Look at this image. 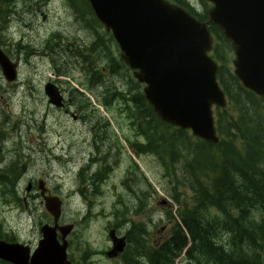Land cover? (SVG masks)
Listing matches in <instances>:
<instances>
[{
  "label": "trees",
  "instance_id": "trees-1",
  "mask_svg": "<svg viewBox=\"0 0 264 264\" xmlns=\"http://www.w3.org/2000/svg\"><path fill=\"white\" fill-rule=\"evenodd\" d=\"M65 1L82 31L92 38L91 47L102 48L106 74L114 72L126 79L130 73L113 53L112 36L96 20L88 2ZM166 1L201 22L207 20L210 6L204 0ZM14 7L15 0L0 3L2 21ZM207 26L214 38L212 58L219 65L217 80L227 99L225 108L215 109L216 144L162 122L135 80L127 79L125 95L113 94L120 97L136 136L142 137L141 144L132 145L131 150L153 159L167 180L168 196L178 206L175 214L171 208L163 209V221L169 226L162 239L152 241L145 223L132 222L125 264H264V100L242 87L232 71L229 42L216 26ZM50 36L60 38L55 33ZM96 72V80L101 81L100 69ZM94 79L88 81L90 85ZM101 104L107 108L111 100L105 97ZM4 139L0 136V200L21 205L16 184L28 170V163L23 157L6 158ZM132 168L138 170L134 163ZM81 175V188L86 182L95 186L93 179L100 181L97 175ZM143 183L154 195V188L144 179ZM142 185L138 184L141 191L145 190ZM133 193L138 200V193ZM141 196L145 198L143 193ZM154 216L158 214L153 212ZM2 226L0 222V240L13 242Z\"/></svg>",
  "mask_w": 264,
  "mask_h": 264
},
{
  "label": "water",
  "instance_id": "water-1",
  "mask_svg": "<svg viewBox=\"0 0 264 264\" xmlns=\"http://www.w3.org/2000/svg\"><path fill=\"white\" fill-rule=\"evenodd\" d=\"M88 1L97 20L112 32L134 77L146 85L145 98L158 117L207 142H217L211 107H224L225 98L216 83L217 65L208 56L213 40L207 24L165 0ZM205 1L211 4L207 23L216 26L231 45L234 75L264 100V0ZM0 68L8 82L15 79V65L1 51ZM51 87L47 88L53 91L48 93L50 102L56 103L58 92ZM45 206L56 227L60 202L45 198ZM41 234L30 262L28 248L3 242L0 260L69 264L66 243L59 245L55 228L45 226ZM65 236L62 233V239Z\"/></svg>",
  "mask_w": 264,
  "mask_h": 264
},
{
  "label": "rangeland",
  "instance_id": "rangeland-1",
  "mask_svg": "<svg viewBox=\"0 0 264 264\" xmlns=\"http://www.w3.org/2000/svg\"><path fill=\"white\" fill-rule=\"evenodd\" d=\"M48 3V0H38V2L34 3L36 5V8H44ZM70 7L67 4L65 0L62 2L61 0H52V5L48 7V12H45V21L42 20L41 16L33 18L34 24H35V31L31 34L24 37V44H27L31 47L39 48L40 45H42V41L45 40V38L53 31H60L65 34L72 35V38L76 40H84L85 36L82 32L81 25L77 22L76 19L71 17V11ZM8 21L9 18H8ZM21 21V20H20ZM22 23H32V19H30V16H23ZM18 22L16 24V27L23 26V24ZM31 25V24H29ZM32 26V25H31ZM33 30V29H32ZM21 29L16 28L14 32L11 34V37L13 39H17V37H21ZM31 32V31H30ZM9 38V37H7ZM17 41V40H16ZM44 56V55H43ZM44 58H47L44 56ZM57 64L59 66H62V63H64V60H67L66 57L62 59L59 57L57 59ZM69 63V61H66V65ZM56 63H52L53 67L57 65ZM22 67L20 69V77L22 80L26 79H32L34 81V84L36 87L38 85L39 88H42L44 83H46L50 78H53L51 69L52 66H49V63L45 61L42 58H37L36 55H33L29 61L23 62ZM57 65V66H58ZM68 68V65H67ZM79 67L75 66L74 68L70 66L69 72L71 75V78H75L79 80ZM5 85L3 84V89H5ZM38 88V90H39ZM2 94V93H1ZM99 94V93H98ZM10 97H3L0 98V105L3 108L5 113H9V115L14 119L22 121H29L33 119L36 124H44L47 130V134L44 135L43 138H39V134H26V126H23L22 128V142L24 144V148H33L34 150L32 153H29L27 151H24V155L26 159L29 161L30 166V172H28L24 178V181L29 180V182H35L43 181L45 183V187L47 189L51 188V184L54 182H57V180L67 179V174L70 170L76 171L82 164L83 161L86 159L85 155L82 154L83 148L81 147L83 141L81 139V133L86 132V130L83 128L80 124H75L70 119L66 118L64 115L59 114L51 109L47 108L46 101L44 100L43 96L37 93L35 97H32L28 90H25L23 88L21 91H19V94L10 95ZM37 96V97H36ZM92 99L93 104L96 105L95 100L92 96H90ZM98 110V113L102 114L103 119L107 120L109 122L110 128L112 127L114 134L121 135V138L129 137L130 133L127 130V122L123 117H120L117 113L116 107L112 111L105 112L103 108ZM33 112V115H30V113ZM111 113V114H110ZM3 129L6 128V122L4 120V123L0 125ZM122 131L120 130V128ZM25 131V133H23ZM26 134V135H25ZM115 138V135L113 133H110ZM101 135V141H104L105 144H109L108 139L103 137ZM125 136V137H124ZM42 140L47 141L49 144L52 143L49 147L44 148L40 142ZM58 140L63 143V147L55 148L51 151H49V148L56 145V142ZM112 142V141H111ZM56 150V151H54ZM53 152L58 153L60 156L63 155V157L69 158L73 157V161L68 162L67 159H62L61 161L52 160L51 157H53ZM61 152V154H60ZM51 156V157H50ZM123 160H127L128 155L125 151H123ZM127 156V158H126ZM139 164H141V170L146 173V176L150 180L151 184L155 188L157 195H156V201L155 206L157 208H161L162 206H158V204L162 200H166L170 202V204L173 205L172 210L176 211L177 205L168 197L166 196L167 193V181L163 178L161 169L158 167V165L151 160H146V163L144 165V161L141 162V159H139ZM66 180V181H67ZM27 183V184H28ZM25 183L23 190L25 191V188L27 185ZM56 184V183H55ZM111 184V183H110ZM65 187V186H64ZM164 188V190H162ZM35 196V195H34ZM105 199L101 201L100 206H97V211L95 214L98 215V213L103 210L104 214H107L109 210L111 209V203L113 202V192L109 185L105 188ZM32 198V197H31ZM63 198V195H62ZM31 202V201H28ZM80 200L78 198H75L71 201H65V209L67 206L69 207V210L66 211L65 215L68 217H72L73 220L78 219V213L76 211V208L79 207ZM74 210V211H72ZM106 217H98L92 219L90 222H88L85 225H81V227L77 228V232L79 237L82 236V239L84 242H86L93 250H104L108 247V237L104 231L106 227L105 222ZM0 222L4 224V227L8 229L10 232L14 234L16 237V240L22 241L24 243H32V245H29L31 247H34L37 240V234L39 229L35 228L33 226V222L29 221L26 215H23L21 211L18 209V206L12 205L9 207H5L4 204H2L0 200ZM38 224V223H36ZM35 224V225H36ZM84 227V228H83ZM166 224L163 229L157 231V229H154L153 233L151 234V239L156 240L160 239L161 237H164L166 234L165 231ZM83 230V231H81ZM76 233V232H75ZM73 244H76V239H74ZM70 254L74 260H77L80 257V254L74 251V249H71ZM95 264H109L105 261H103L101 258L95 259Z\"/></svg>",
  "mask_w": 264,
  "mask_h": 264
},
{
  "label": "flooded vegetation",
  "instance_id": "flooded-vegetation-1",
  "mask_svg": "<svg viewBox=\"0 0 264 264\" xmlns=\"http://www.w3.org/2000/svg\"><path fill=\"white\" fill-rule=\"evenodd\" d=\"M36 2H38V0H20V1H18L17 5H16V9L13 10L10 14H7V19L12 18V17H17V18H19V21L20 20L22 21L23 16H27V15L30 16V19H32V23L31 22L22 23L20 21V23L23 24V26H21L22 30L24 31L25 34H28V35L35 31V24H34L35 21H33V18L41 16L42 20L45 21L46 16L44 13L48 12V7L50 5H52V0H48V3L44 8L37 9L36 5L34 4ZM29 24H31L32 26ZM22 34H23V32H21V35ZM76 41H79V40L73 39L74 43H76ZM47 51L48 50H45L43 55L46 57H49V54L47 53ZM81 80H83V79H81ZM82 82H84V84H86L87 87H88V85L91 84L90 82L89 83H86L85 81H82ZM55 85H58L61 94L65 95V97H64V105L65 106L63 109H61L59 111L64 112L65 114H68V110H70L71 105H72V98L70 96H73V93L71 92V86L65 85L60 81H56ZM100 95L103 97L108 96V94L105 92H102ZM69 116H70V118H73V119H76V120H79L82 122L85 121L83 115H81L80 112H76V114H74V115L71 114ZM96 145H98V144L96 143ZM90 147H91V149L87 148V153H89V156L87 157V159L89 161L92 159L96 160V162H95L96 169L94 170L93 173H95V172L107 173L110 170V166L115 159L116 152L114 150V146L111 143L106 145V147H105V144H100V146L99 145L97 146L98 151H97V147L94 146V143H92L90 145ZM100 152H101V155L104 154L102 157L100 156ZM93 173H92V175H93ZM140 181L143 183V180H140ZM33 188H34V183H33ZM130 189L132 190V192H134L135 185L131 186ZM119 190L124 191V187L119 185ZM119 190H117V191H119ZM126 191L127 190H125V192ZM139 191H141V190L139 189ZM141 192L143 194L147 195L146 185H145V190L141 191ZM141 192H140V196H141ZM130 195H132V193H130ZM63 225H64V223H62V222L59 223V226H63ZM111 229H113L115 231V233L113 235L114 238L112 241H117L120 238H124L125 244H126L125 247H127L126 234H125L124 230L122 229V227L115 225L111 228V227L106 225L104 231H105L107 236H109V232ZM71 239L72 238H69V246L72 243ZM108 240H109V238H108ZM108 242L111 244L110 249L107 250V248H106L104 250H97L98 257L101 258L103 261L109 263V264H119L120 255H118L116 257H111L108 255L109 251L112 248V242L111 241H108ZM112 256H115V253H113ZM78 264H95V259L90 258V257L85 258V257L81 256L78 259Z\"/></svg>",
  "mask_w": 264,
  "mask_h": 264
},
{
  "label": "bare ground",
  "instance_id": "bare-ground-1",
  "mask_svg": "<svg viewBox=\"0 0 264 264\" xmlns=\"http://www.w3.org/2000/svg\"><path fill=\"white\" fill-rule=\"evenodd\" d=\"M65 2H66V1H65ZM66 5H67V2H66ZM69 7H70V6H69ZM42 8H43V7H42ZM42 8H38V9H42ZM70 9H71V7H70ZM70 11L72 12V10H70ZM42 57H44L43 54H42ZM90 86H93V89H95L96 92L99 93V95H100L102 92H105V93L108 94V96H107L106 98H109V97H110L109 89H108V88L106 89V88H105L106 86H103L99 80L94 79L93 84L90 85ZM90 90H91V89H90ZM104 98H105V97H104ZM2 129H3V128H2ZM96 143H97L99 146H100V144H105L104 141H101V135H100V133H99L98 131H96ZM106 145H107V144H105V147H106Z\"/></svg>",
  "mask_w": 264,
  "mask_h": 264
}]
</instances>
